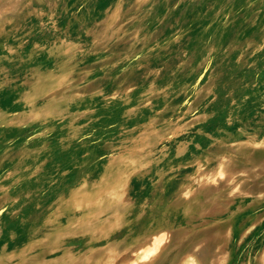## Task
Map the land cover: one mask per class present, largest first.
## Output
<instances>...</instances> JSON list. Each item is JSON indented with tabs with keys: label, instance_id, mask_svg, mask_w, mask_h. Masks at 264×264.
<instances>
[{
	"label": "rangeland",
	"instance_id": "obj_1",
	"mask_svg": "<svg viewBox=\"0 0 264 264\" xmlns=\"http://www.w3.org/2000/svg\"><path fill=\"white\" fill-rule=\"evenodd\" d=\"M0 264H264V0H0Z\"/></svg>",
	"mask_w": 264,
	"mask_h": 264
}]
</instances>
